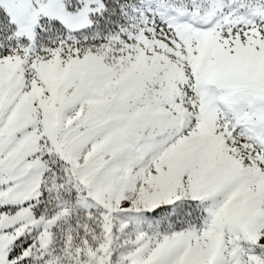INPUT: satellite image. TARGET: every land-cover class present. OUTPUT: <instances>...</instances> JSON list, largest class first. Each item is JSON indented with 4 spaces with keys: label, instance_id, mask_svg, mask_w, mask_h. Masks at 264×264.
Returning <instances> with one entry per match:
<instances>
[{
    "label": "snow or ice",
    "instance_id": "6c2138e0",
    "mask_svg": "<svg viewBox=\"0 0 264 264\" xmlns=\"http://www.w3.org/2000/svg\"><path fill=\"white\" fill-rule=\"evenodd\" d=\"M0 264H264V0H0Z\"/></svg>",
    "mask_w": 264,
    "mask_h": 264
}]
</instances>
